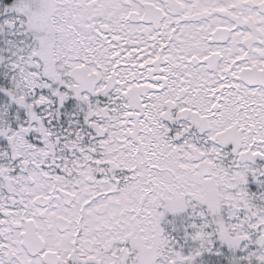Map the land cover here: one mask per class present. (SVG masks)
Instances as JSON below:
<instances>
[{
    "label": "snow or ice",
    "instance_id": "6c2138e0",
    "mask_svg": "<svg viewBox=\"0 0 264 264\" xmlns=\"http://www.w3.org/2000/svg\"><path fill=\"white\" fill-rule=\"evenodd\" d=\"M0 264H264V0H0Z\"/></svg>",
    "mask_w": 264,
    "mask_h": 264
}]
</instances>
